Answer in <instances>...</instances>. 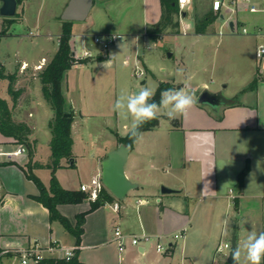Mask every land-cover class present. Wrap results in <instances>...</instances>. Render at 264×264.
<instances>
[{
    "label": "crops",
    "instance_id": "crops-1",
    "mask_svg": "<svg viewBox=\"0 0 264 264\" xmlns=\"http://www.w3.org/2000/svg\"><path fill=\"white\" fill-rule=\"evenodd\" d=\"M69 1L63 0L61 14L55 18L61 20V15ZM213 1L209 2L210 10L198 13L196 0H191L183 11L186 12V16L182 15V19L179 20L180 33L177 35L195 37L196 39L190 43L192 47L200 43L212 47L215 44L216 49L222 47L224 61H227L235 50L239 55L247 54L249 58L240 69L238 85L232 95L226 97L222 91L215 90L207 82H203L201 90L196 94L197 97L204 90L211 89L212 92L222 93L227 103L217 109L197 103L187 117L169 119L167 125H163L160 120L155 129L142 133V141L134 144L126 164L128 177L138 183L139 187L131 191L124 201L118 202L120 212L117 213L114 227L119 226L126 235L146 234L155 238L157 236L170 238L179 232L185 235V230L188 229L185 237L183 236V255L185 260H189L192 264L207 261L212 264H225L227 261L224 262L223 258L226 256L228 258L229 254L219 258L221 253L217 252V248L219 245L229 244L223 243V239L232 230L249 231L254 227L257 232L264 231V56L257 57L259 47L264 46V12L252 13L240 0H223L222 8L216 12L213 10ZM255 1L259 2V0ZM30 2L32 0H24L23 20L26 19ZM136 6L140 8L137 22L139 21L145 30L143 34L131 23ZM208 12L212 13L215 20L204 34H197L195 18L196 16L201 18ZM190 14L192 22H187ZM160 18V0H94L93 8L84 21L86 32L81 36L84 40L83 48L94 53L99 52L93 40L89 41L85 38L87 35L91 38L122 34L125 39L123 43H118L111 50L106 51L102 61L98 60L90 64L97 65V68H105L104 63L110 60L108 67L110 68L116 65L119 56L125 55L124 62L129 63L133 59L135 65L141 56V37H147L148 28L156 25ZM59 24L60 32L57 31L56 34L58 38L61 34L62 22ZM97 25L100 29L93 34L89 33ZM224 27L230 30L231 35H224L222 32ZM244 28L248 30L247 34L243 33ZM49 32L46 37L52 38L53 33L50 30ZM235 35H239L242 39H235L236 37H233ZM76 36L73 32L74 45ZM4 38L1 39L0 45ZM57 50L58 47L55 48V53ZM47 52L48 50L45 53ZM132 53L133 58H131ZM17 55L18 52L14 58ZM45 58L46 54L37 60L30 61L25 58L22 61V68L23 66L27 68V65L31 64L34 70H40L38 66H45L43 63ZM1 66L4 67L5 64L2 63ZM78 66L84 64H77L70 71ZM183 66L187 78L188 66L184 63ZM25 69L19 71L16 86L23 79L19 75L23 74ZM203 70L208 72L210 69L205 67ZM214 70L212 68V71ZM255 79H258V83L254 89H250ZM221 82L230 85L228 72L221 76ZM34 85L36 91L33 90L35 87L33 88L30 82L21 85L22 93L13 109V115L18 122H25L31 127L33 130L31 138L37 142L41 123L45 133L50 136L49 145H45L48 151L44 150V158L41 145H36L34 161L44 168H38L34 173L41 179L43 171L51 170L46 166L52 159L50 148L52 133L49 123L54 112L45 101L40 84L34 83ZM184 85L189 87L186 83ZM70 102L69 108L75 114L73 122L75 125V117L81 113V110L72 99ZM0 146L8 151L19 147L15 145L13 138L5 137L1 133ZM73 154L75 167H68L66 161H63L62 167L57 172L61 169L78 167L75 141ZM28 162L29 157L26 152L18 158L0 163L2 164L0 184L3 195L0 207V250L26 247L33 242L47 245L57 241L67 246L79 247L77 256L79 261L90 264L88 258L82 257L86 250L95 246L90 241L88 227L92 218L96 219L103 214L105 205L88 213L81 244L77 245L75 237L58 221L51 222L49 211L33 199L39 191L22 169L26 168ZM247 167L248 172L240 185V174ZM99 173H102L101 154L96 155L93 161L92 173L88 181L82 179L80 175L79 185L62 187L67 190H80L82 184L90 183ZM163 186L176 192L163 195L161 192ZM58 209L72 225H75L76 216L90 210V206L86 203L65 204L59 205ZM56 223L58 225H55ZM247 234L237 237V245ZM102 244L98 243V245ZM170 247L168 255H172L175 251L173 244H170ZM139 250L142 253L146 252L143 246L139 247Z\"/></svg>",
    "mask_w": 264,
    "mask_h": 264
},
{
    "label": "rangeland",
    "instance_id": "rangeland-1",
    "mask_svg": "<svg viewBox=\"0 0 264 264\" xmlns=\"http://www.w3.org/2000/svg\"><path fill=\"white\" fill-rule=\"evenodd\" d=\"M62 2L63 0H32L27 9L26 19L23 20L22 6L25 3L24 0H21L16 23L12 28H9L7 35L4 36L5 38L3 37V43L0 45V69L3 67L1 64L4 63L5 74L15 73L16 71L19 73L23 69L22 61L25 58L30 61L37 60L43 54H46L47 60L46 58L43 60L45 66L51 61L55 48L58 47L56 34L57 31L60 32L59 23H61V20L55 17L61 14ZM209 2L210 0H196V12L202 13L208 9L210 10ZM139 13L140 8L136 6L132 13L133 20L131 23L143 34L145 30L139 21L137 22L140 17ZM180 19H182V16ZM186 21L192 22L191 14ZM7 26L8 23L0 18V32ZM99 27L97 25L89 33L97 32L100 29ZM49 30L53 33L52 38L46 37L50 33ZM73 32L77 35L75 49L80 55L84 49V40L81 37L86 32L84 31V22H74ZM222 32L226 36L231 35L227 27H224ZM170 33L166 32L158 37H141V56H139V61L135 65L133 59L129 63L124 62L125 55H121L117 58L115 66L97 68V65H92L93 62H97L98 57L103 58L106 56V52H97L94 53L93 57L84 59L87 61L84 66H78L76 69L67 72L64 81L67 106H71L70 99H72L74 104L81 110V113L77 114L75 125H73L78 167L61 169L57 172L56 177L61 186L70 188L79 185L78 178L80 175L82 179L88 181L91 177L96 155L101 154L103 161L109 152L108 150H112L119 145L117 134L125 136L129 133L131 119L125 118V116L113 110V105L120 95L139 92L141 88L146 86L154 88L155 93L161 86L167 89H179L185 87L184 83L195 90L196 95L201 90L203 82H207L215 90L222 91L226 97L232 95L236 85H238L239 80L237 81V79L241 72L240 69L244 67L246 60L249 58L247 54L239 55L235 50L231 53L229 59L224 61L222 47L216 49L215 44L212 47L211 45L203 46L201 43L192 47L190 43L196 39L195 37ZM233 37L242 39L239 35ZM85 38L89 41L90 39L93 40V37L90 38L88 35ZM123 42L124 39L119 41V43ZM47 50L48 52L45 53ZM16 52H18V55L14 58ZM131 58H133V53ZM182 62L188 66L187 78L184 71L182 76L177 74L178 69L184 70ZM138 64L145 72L143 77H137L136 75ZM205 67L210 70L205 72L203 70ZM212 68L215 70L212 71ZM40 71L34 70V66L31 64L27 65L24 73L19 75L23 79L20 80L21 82L16 86V89H21V85L29 82L33 88L35 87L33 89L35 91L36 85L34 83L40 84V87H42L38 76ZM226 72L229 73V86L226 82H221V76ZM7 85V81H0V95L12 104V97L8 94ZM69 112H73V110L69 108ZM159 117L163 125L169 123V118L163 113ZM37 139L36 145H41L44 158V150L48 151V147H45V145H49L50 136L45 133L42 123L38 129ZM31 140L34 141L32 138ZM15 145L23 146L16 142ZM51 177V170H45L42 172L40 180L44 185L50 186ZM86 195L87 198L83 203L90 206V203L96 200L91 199L87 193ZM118 202L116 199L113 203L106 204L103 214L90 220L88 232L91 238L90 241L95 246L90 250H86L82 257L88 258L92 264H192L189 260H185L183 255L184 237L188 229L185 230V235L179 232L170 238H161L160 243L166 249L162 253L157 251L158 239L155 237H150V241L147 242L142 241L141 246L146 248L145 253H142L139 247L131 245V238L126 240V250L120 253L117 243L114 242L115 218L117 213L120 212L119 208H115V203ZM55 225H58V223ZM234 232H236L237 237H243L248 233L245 229L232 230L223 239V243L227 242L231 245ZM98 243L103 244L98 245ZM170 244L175 246L172 255H168L171 249ZM229 252L230 249H225L218 257L223 258ZM226 257L223 258L224 262L227 261ZM201 264L212 263L207 261L205 263L201 262ZM239 264H245L243 255Z\"/></svg>",
    "mask_w": 264,
    "mask_h": 264
},
{
    "label": "trees",
    "instance_id": "trees-1",
    "mask_svg": "<svg viewBox=\"0 0 264 264\" xmlns=\"http://www.w3.org/2000/svg\"><path fill=\"white\" fill-rule=\"evenodd\" d=\"M161 2V18L160 21L148 28L147 34L151 37H158L164 35L166 32L177 35L180 33V17L183 12H180L177 0H160ZM20 5L21 0H18ZM18 17V13L16 15ZM16 17L9 19L3 18L4 22L8 23V26L0 32L1 39L7 35L9 28L16 22ZM215 17L211 12L206 13L203 17L195 18V32L197 34H204L208 27L214 22ZM61 34L58 38V50L51 59V61L40 71L38 74L41 82V90L45 101L54 112V119L50 121L49 127L52 133V139L50 142L51 148V163L46 167L51 169L52 177L50 186H45L38 176L34 173V170L38 168H44L43 165L34 161V155L36 150L37 140L32 141L31 136L33 130L25 122H18L13 115V109L18 103V99L22 93L21 89H16V83L18 80L17 71L12 74H5L4 67L0 69V81L5 80L8 82L7 91L12 97V104L8 99L3 98L0 95V133L5 137L13 138L16 143L25 146L29 162L26 168H22L26 174V177L31 180L38 188L39 194L33 197L34 200L42 204L48 211L50 221H58L72 236L75 237L77 245L81 244L82 235L84 233V224L88 213L99 209L100 207L113 203L116 198L108 192L106 188L102 190L98 199L90 203V210L80 213L76 216V223L72 225L68 218L63 216L58 207L65 204H81L83 203L87 195L81 190H67L64 189L58 182L56 172L62 167V162L66 161L69 167H75L73 145L74 140L72 136V125L74 122L73 112H69L67 106V99L64 90V81L66 74L77 64H86L84 59H78L76 55L75 45L72 42L73 38V22L62 21ZM98 60L102 61L103 58L98 57ZM258 83V79H255L250 86V89H254ZM167 88L164 86L159 87L153 99L158 103L160 100V93ZM68 113H72L71 117L66 116ZM160 122V117L155 120L145 123L140 131H150L155 129ZM119 144L124 143L133 148L134 142L129 138V133L124 137H119ZM2 164H0L1 166ZM248 172L246 170L240 174L239 183H243V180ZM237 203V201L235 202ZM78 256V255H77ZM68 264H83L76 257L71 263ZM225 264H228L227 262Z\"/></svg>",
    "mask_w": 264,
    "mask_h": 264
},
{
    "label": "built area",
    "instance_id": "built-area-1",
    "mask_svg": "<svg viewBox=\"0 0 264 264\" xmlns=\"http://www.w3.org/2000/svg\"><path fill=\"white\" fill-rule=\"evenodd\" d=\"M191 0H177L180 12L185 11ZM244 4L248 6V10L252 13L264 12V0H242ZM223 6V0L213 1V10L220 11ZM243 33L247 34L248 30L243 29ZM125 39L122 34H108L93 37V44L98 48L99 52H106L114 45L118 44L120 40ZM78 59H86L94 56V52L88 49H83L82 53L78 55ZM264 56V46L259 47L257 57L262 58ZM26 66H23L25 69ZM40 70L44 67L38 66ZM145 72L137 65V77H143ZM25 146L18 147L15 150H4L0 146V163L10 161L14 158L20 157V155L26 153ZM105 188L102 182V173L95 175L90 183L82 184L80 190L87 193L91 199L97 200L102 190ZM232 192V191H231ZM3 202L2 187L0 184V207ZM141 203V201H139ZM115 208H120L119 203H115ZM131 238V245L135 247H141L142 241H150V236L143 235H126L123 230L118 226L114 229V242L117 243L119 252L126 250V240ZM158 239L157 251L164 252L166 249L160 243L161 236L156 237ZM225 249H230L229 244L219 245L217 248L218 253H223ZM79 247L67 246L60 242L54 241L47 245H42L38 242H33L29 246L21 248H6L0 250V264H68L71 263L78 255Z\"/></svg>",
    "mask_w": 264,
    "mask_h": 264
},
{
    "label": "clouds",
    "instance_id": "clouds-1",
    "mask_svg": "<svg viewBox=\"0 0 264 264\" xmlns=\"http://www.w3.org/2000/svg\"><path fill=\"white\" fill-rule=\"evenodd\" d=\"M110 63V60L106 61L103 67L108 68ZM183 71L178 69L177 74L182 76ZM154 96L155 89L146 86L139 92L120 95L113 105L115 112L131 119L129 138L134 143L142 141L143 134L140 129L145 123L157 119L162 113L170 120L187 117L198 103L195 90L187 86L162 91L158 103L153 99ZM242 255L245 264H264V231L257 232L254 227L248 231L232 252L235 264H239Z\"/></svg>",
    "mask_w": 264,
    "mask_h": 264
},
{
    "label": "water",
    "instance_id": "water-1",
    "mask_svg": "<svg viewBox=\"0 0 264 264\" xmlns=\"http://www.w3.org/2000/svg\"><path fill=\"white\" fill-rule=\"evenodd\" d=\"M93 5L94 0H70L61 15V20L84 22L88 18ZM18 8V0H0V18H15L18 13ZM183 15L186 16V12H183ZM226 103L227 100L222 93L204 90L198 96V104L209 106L213 109H217ZM73 114L68 113L66 116L71 117ZM131 151V146L120 143L116 148L109 151L102 161V182L105 188L118 201H124L131 191L139 187V184L132 181L126 173V164ZM161 192L163 195H166L175 193L176 191L163 186ZM236 247L237 236L234 234L227 258L228 264H235L232 252Z\"/></svg>",
    "mask_w": 264,
    "mask_h": 264
}]
</instances>
